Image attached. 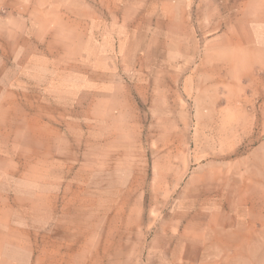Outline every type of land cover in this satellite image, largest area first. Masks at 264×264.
Here are the masks:
<instances>
[{"label": "rangeland", "instance_id": "1", "mask_svg": "<svg viewBox=\"0 0 264 264\" xmlns=\"http://www.w3.org/2000/svg\"><path fill=\"white\" fill-rule=\"evenodd\" d=\"M184 257L264 264V0H0V264Z\"/></svg>", "mask_w": 264, "mask_h": 264}, {"label": "crops", "instance_id": "2", "mask_svg": "<svg viewBox=\"0 0 264 264\" xmlns=\"http://www.w3.org/2000/svg\"><path fill=\"white\" fill-rule=\"evenodd\" d=\"M234 216H236V215H230V214L228 215L227 214L226 216H224V220H225L226 224H229V226H230V225L236 223V218H234ZM185 260H187L186 261L187 264H193L194 263V259L193 258L184 257L183 261H185Z\"/></svg>", "mask_w": 264, "mask_h": 264}]
</instances>
